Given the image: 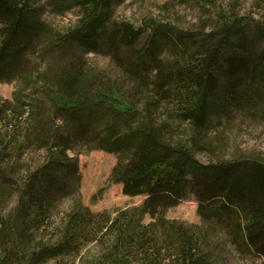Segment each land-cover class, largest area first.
Returning a JSON list of instances; mask_svg holds the SVG:
<instances>
[{
  "label": "trees",
  "instance_id": "16d2710c",
  "mask_svg": "<svg viewBox=\"0 0 264 264\" xmlns=\"http://www.w3.org/2000/svg\"><path fill=\"white\" fill-rule=\"evenodd\" d=\"M119 1L0 0V83L16 85L0 98V264H264V159L209 136L222 113L263 109L264 22L204 0L198 29L136 26ZM93 150L141 205L83 204L76 153ZM188 199L200 225L167 218Z\"/></svg>",
  "mask_w": 264,
  "mask_h": 264
},
{
  "label": "rangeland",
  "instance_id": "374dc122",
  "mask_svg": "<svg viewBox=\"0 0 264 264\" xmlns=\"http://www.w3.org/2000/svg\"><path fill=\"white\" fill-rule=\"evenodd\" d=\"M204 0H120L115 6L114 17L130 21L136 26L146 18L165 23L171 22L184 29H198L204 21L210 20L215 9H208ZM231 0H218L216 5H229ZM237 10L240 14L250 15L264 22V0H239ZM57 25L76 22V15L66 17L48 16ZM95 65H108L110 60L102 55H91ZM16 85L0 83V98L11 99ZM241 92L243 89H240ZM264 102V101H262ZM235 108L222 113L220 119L211 125L209 136L214 150L219 156H259L264 159V105L263 109ZM73 153V152H72ZM71 153V154H72ZM74 154V153H73ZM72 154V155H73ZM81 174V196L83 204L93 212L115 211L132 205H141L146 196H127L120 184L109 181L116 155L102 150L76 153ZM208 154H200L199 159L206 161ZM69 199L59 203L58 208H68ZM197 202L192 199L180 201L167 212V218L200 225ZM146 221H150L146 217Z\"/></svg>",
  "mask_w": 264,
  "mask_h": 264
}]
</instances>
